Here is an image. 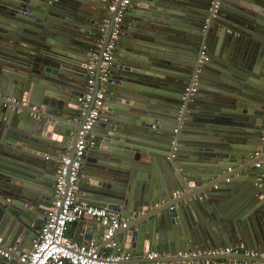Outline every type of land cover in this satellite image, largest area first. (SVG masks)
Wrapping results in <instances>:
<instances>
[{
  "label": "water",
  "instance_id": "obj_1",
  "mask_svg": "<svg viewBox=\"0 0 264 264\" xmlns=\"http://www.w3.org/2000/svg\"><path fill=\"white\" fill-rule=\"evenodd\" d=\"M211 1L133 0L123 25L93 129L95 174L77 185L82 201L129 224L105 241L100 221L74 223L87 242L116 243L112 256H129L120 264L213 259L208 252L242 239L264 253V0H223L209 19ZM108 5L0 0V95L27 102L0 108V264H19L2 252L31 250L69 144L74 157L98 90L97 81L83 111L85 66ZM202 47L209 60L197 67Z\"/></svg>",
  "mask_w": 264,
  "mask_h": 264
},
{
  "label": "built area",
  "instance_id": "obj_2",
  "mask_svg": "<svg viewBox=\"0 0 264 264\" xmlns=\"http://www.w3.org/2000/svg\"><path fill=\"white\" fill-rule=\"evenodd\" d=\"M223 0H213L210 6V18L216 17ZM133 0H109L107 16L103 19L98 36L91 51V55L85 66L87 81L84 95L78 99L83 111L87 110L94 95V88L98 81V90L95 93L93 108L79 131L75 154L73 159L70 152L63 154L56 170V182L53 199L47 208L45 219L40 225L33 240L29 252L20 253L16 249H9L1 254L6 259H11L13 254L18 258L19 264H120L129 256L119 254L115 257L102 252L99 245L94 241L81 242L68 235L69 226L82 219H95L107 228L104 240L107 241L120 229L128 227L126 220L120 212L110 211L105 207L95 206L82 201L79 196L77 181L84 176L83 166L86 153L89 149L97 146L93 129L100 120L101 110L111 88L112 68L115 56L118 52V43L123 31V25L130 11ZM110 36L108 37L109 31ZM108 40V41H107ZM209 60L206 47H202L197 59V67ZM199 69L197 70V72ZM198 88V75L195 74L191 85L185 89L184 100L193 95ZM27 102L12 97L0 95V108H11L15 106L24 107ZM178 132V129L175 130ZM261 141L264 142V131ZM177 149V146L174 150ZM71 150V148H70ZM261 153H257L260 156ZM171 157H175L173 153ZM50 157L46 156L48 160ZM259 166V164H258ZM261 186V185H260ZM264 188V187H263ZM181 195L180 191L173 193V198ZM199 199H203V196ZM112 248L116 243L109 244ZM213 259L188 260L171 262L169 264H258L256 261H245L240 259L220 260V256H245L251 259H264V253L249 250L244 242H237L226 247L208 252ZM193 256H197L193 254ZM147 257L155 260L161 257L157 251H151ZM179 258H188L190 254L180 251ZM155 264H160L156 262Z\"/></svg>",
  "mask_w": 264,
  "mask_h": 264
},
{
  "label": "crops",
  "instance_id": "obj_3",
  "mask_svg": "<svg viewBox=\"0 0 264 264\" xmlns=\"http://www.w3.org/2000/svg\"><path fill=\"white\" fill-rule=\"evenodd\" d=\"M133 7V5L131 6V8ZM133 9V8H132ZM210 12V11H209ZM107 16V11H104L103 12V15H101V17L102 18H105ZM126 23V22H125ZM119 49V48H118ZM90 50H91V48H90ZM89 50V52H90V54H91V51ZM119 51H120V49L118 50V53H119ZM89 59V58H88ZM120 66H121V64H120ZM84 88H86V83H85V85H84ZM111 89V88H110ZM108 102V101H107ZM107 102H105V103H107ZM70 148H71V144H69L68 146H67V148L65 149V151H64V153L65 152H67V151H71L70 150ZM91 150L89 149L88 151H87V153H86V156H85V161H84V166H89L90 168H85V169H83V171H84V176L85 175H93V174H95V170H94V166L96 165L95 164V162L96 161H98L97 160V158L94 156V154H91V152H90ZM56 152H58V151H56ZM49 155V157L52 159V160H57L58 159V155L57 154H55V153H53V152H49L48 153ZM46 155V154H45ZM88 157H92V158H89L90 159V161L89 162H87V159H88ZM44 160H46V157H44ZM49 161V160H48ZM95 161V162H94ZM49 164H53L54 162H52V161H49L48 162ZM83 176V177H84ZM88 184H90V185H96V184H98V185H101L99 182H97V181H95L94 179H91L90 181H89V183ZM85 188H87V186L86 187H84L83 189H85ZM176 191H179V190H175L174 192H176ZM203 196V198H204V195H201L200 197H202ZM199 197V198H200ZM44 198H47L46 197V195H44ZM178 198V197H177ZM46 204V203H45ZM50 204H51V202H48V206L47 207H44V211L43 212H41V214H39L37 217H36V219H37V224L39 223V225L41 224V222L43 221V219L45 218V215H44V213H45V210H47V208L50 206ZM46 214V213H45ZM129 222V221H128ZM68 235L71 237V238H74V239H76V240H78V241H81V242H86L85 240H84V233H83V230H81V227L79 226H77V227H75L74 226V224H72V225H70L69 226V229H68ZM116 242V241H115ZM238 242H244L246 245H247V242H246V240L245 239H242V240H239ZM102 245L103 244H101V245H99V247H100V249L101 250H103L102 252H104V253H107V254H109V255H112V252H113V248L110 246V245H108V246H105L104 248H102ZM248 247V246H247ZM251 248V247H250ZM249 247H248V249L249 250H252V249H250ZM254 251V250H253ZM243 258H246L245 256H243Z\"/></svg>",
  "mask_w": 264,
  "mask_h": 264
},
{
  "label": "flooded vegetation",
  "instance_id": "obj_4",
  "mask_svg": "<svg viewBox=\"0 0 264 264\" xmlns=\"http://www.w3.org/2000/svg\"><path fill=\"white\" fill-rule=\"evenodd\" d=\"M212 1H213V0H212ZM212 1H211V2H212ZM211 2H210L209 7L211 6ZM210 17H211V16H210ZM210 17H209V19H210ZM209 19H208V20H209ZM97 36H98V34H97ZM97 36H96V38H97ZM93 47H94V45L91 47V50H90V51H92ZM200 52H201V50H200ZM200 52H199V54H200ZM199 54H198V57H199ZM197 59H198V58H197ZM196 64H197V62H196ZM47 206H48V204H47ZM47 206H46V207H47ZM46 212H47V210H45V213H46ZM45 213H44V215H45ZM44 219H45V218H44ZM44 219H43V221H44ZM43 221H42V222H43ZM42 222H41V224H42ZM41 224H40V225H41ZM37 225L40 227L39 223H38Z\"/></svg>",
  "mask_w": 264,
  "mask_h": 264
}]
</instances>
